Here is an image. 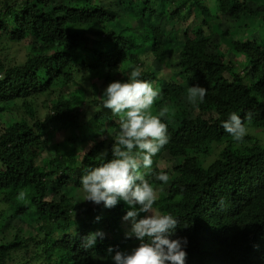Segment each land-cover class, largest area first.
<instances>
[{
	"label": "trees",
	"instance_id": "1",
	"mask_svg": "<svg viewBox=\"0 0 264 264\" xmlns=\"http://www.w3.org/2000/svg\"><path fill=\"white\" fill-rule=\"evenodd\" d=\"M215 1L218 9L212 0H0V264H100L111 262L110 245L139 244L125 239L123 202L96 206L79 183L119 130L99 107L96 82L133 67L160 90L156 114L168 110L163 151L184 159L153 169L167 184L149 180L154 209L177 218V235L189 240L187 264H264V146L251 134L234 143L222 127L231 112L251 113L248 131L264 133V31L221 50L213 27L255 11L248 0ZM8 46L22 47L24 61L4 56ZM196 84L207 88L205 100L182 107L178 98ZM54 134L77 153H60L50 169L38 159ZM97 230L106 238L85 250L81 237Z\"/></svg>",
	"mask_w": 264,
	"mask_h": 264
},
{
	"label": "clouds",
	"instance_id": "2",
	"mask_svg": "<svg viewBox=\"0 0 264 264\" xmlns=\"http://www.w3.org/2000/svg\"><path fill=\"white\" fill-rule=\"evenodd\" d=\"M141 77L142 69L133 67L126 78L110 82L103 90L99 107L120 118L119 130L111 149L106 147L99 152L98 166L86 169L79 183L86 194L85 201L105 209L122 202L125 205L122 221L130 224L125 239L138 240L139 244L131 250L110 245L106 253L111 264H187L189 240L177 235V218L154 209L157 188L149 177L161 184L170 179L166 172L153 170L154 157L170 140L165 122L168 110L153 114L161 93L153 81ZM207 91L199 84L189 86L188 100L193 104L203 102ZM250 120L251 113L242 120L237 112H231L222 127L234 143H243L248 135L246 122ZM96 219L99 221L100 217ZM105 238L106 233L97 230L81 237V246L94 249Z\"/></svg>",
	"mask_w": 264,
	"mask_h": 264
},
{
	"label": "rangeland",
	"instance_id": "3",
	"mask_svg": "<svg viewBox=\"0 0 264 264\" xmlns=\"http://www.w3.org/2000/svg\"><path fill=\"white\" fill-rule=\"evenodd\" d=\"M4 1V0H1ZM68 1L71 0H62V2L64 3H68ZM211 1V0H210ZM250 1V3L253 5L255 14L252 15V17H248L249 19L243 20L241 22H238L236 20H231L230 18H225L224 20V27L223 26H214L213 27V40L217 43V44H221V50H226L228 47H230L233 44V40L236 38L237 40H240L241 42L244 43H248V42H252L253 40H255L258 32H263L264 31V27L260 28L259 24L262 22V19L264 17V0H248ZM211 5L218 9L219 5L215 0H212ZM184 24L186 25H193L194 23V18L192 16H186L184 19ZM251 23V26L249 29L245 28V25H249ZM185 28V26H184ZM225 32H229V36L230 38L226 37ZM257 32V33H256ZM255 33V34H254ZM6 52L4 54V56H8L10 61H13L15 64L19 63V62H23L24 61V55H25V50L20 47L19 49L17 48H10L9 46L6 47ZM235 59V58H234ZM233 59V60H234ZM240 61H243V58H238L235 59V64L237 65V68H241L242 64ZM124 77V76H123ZM119 78V79H124V78ZM226 77L232 81V77L229 75V73H226ZM99 89H100V96L103 93V90L107 87V84L102 83V81H97L96 82ZM180 102H178L182 107H195L196 103L193 104L188 100V93L179 97L178 98ZM160 100H158L153 108H152V112L153 114L157 113V107L156 104L159 102ZM178 101V100H177ZM40 103H42V100L39 101ZM194 112V111H193ZM205 114V113H204ZM16 116L13 115V119ZM19 116L17 115V118ZM9 117H5V120L7 123L14 121ZM120 118L116 117V121H118ZM248 134H251V136L255 137L257 140V143L259 145L264 146V133H258L254 130H249ZM61 138H65V135L62 133ZM48 139L50 140V145L48 146V149L45 150L44 155L42 156L41 159H38V163L40 166L44 165V161L49 162L50 164V169H55L56 168V164L52 163L55 159V157H57V155H59L60 153H63L65 151H69L71 153H77V150L73 147V145L69 144V143H61L58 146V143L60 142V138H56L55 134L51 135L50 137H48ZM80 154V153H78ZM216 157V155L212 156L209 160H214V158ZM183 158H177L172 156L171 154H169L168 152H164L163 149L160 153L157 154L156 157H154V163H153V169L157 167L159 168H163V169H173L174 167H176L177 165H180L183 163ZM85 174V173H84ZM15 223L18 226L22 227V223H20L19 221H15ZM130 231V230H128ZM126 231V232H128ZM28 235V232H25ZM133 247H131L132 249ZM100 264H111V262L109 261H105L103 259V257L100 258Z\"/></svg>",
	"mask_w": 264,
	"mask_h": 264
}]
</instances>
